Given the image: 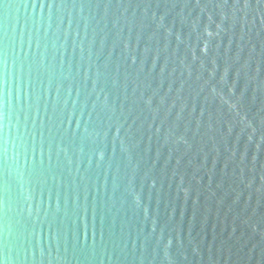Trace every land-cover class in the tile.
<instances>
[{"label":"water","instance_id":"obj_1","mask_svg":"<svg viewBox=\"0 0 264 264\" xmlns=\"http://www.w3.org/2000/svg\"><path fill=\"white\" fill-rule=\"evenodd\" d=\"M0 264H264V0H0Z\"/></svg>","mask_w":264,"mask_h":264}]
</instances>
